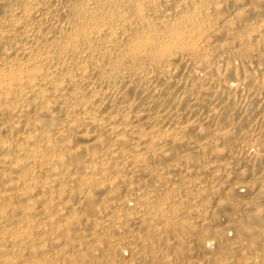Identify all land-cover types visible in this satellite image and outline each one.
<instances>
[{
  "label": "bare ground",
  "instance_id": "6f19581e",
  "mask_svg": "<svg viewBox=\"0 0 264 264\" xmlns=\"http://www.w3.org/2000/svg\"><path fill=\"white\" fill-rule=\"evenodd\" d=\"M0 264H264V0H0Z\"/></svg>",
  "mask_w": 264,
  "mask_h": 264
},
{
  "label": "rangeland",
  "instance_id": "374dc122",
  "mask_svg": "<svg viewBox=\"0 0 264 264\" xmlns=\"http://www.w3.org/2000/svg\"><path fill=\"white\" fill-rule=\"evenodd\" d=\"M227 213V211H225Z\"/></svg>",
  "mask_w": 264,
  "mask_h": 264
}]
</instances>
